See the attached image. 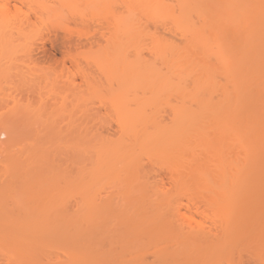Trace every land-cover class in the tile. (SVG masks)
Wrapping results in <instances>:
<instances>
[{
    "label": "rangeland",
    "instance_id": "obj_1",
    "mask_svg": "<svg viewBox=\"0 0 264 264\" xmlns=\"http://www.w3.org/2000/svg\"><path fill=\"white\" fill-rule=\"evenodd\" d=\"M25 1L17 11L13 5H20L15 1L0 0V119L18 109L29 126L28 134L1 138L7 149L0 158L5 168L0 179L7 176L6 159L32 146L45 165L59 162L61 169L62 162L78 171L69 189L71 214L77 213L67 220L74 221L72 233H79L74 240L98 245L106 253L117 245L110 236L115 230L108 233L106 225L135 223L138 252L145 263L186 264L178 242L163 229L158 233L148 226L157 217V223L171 218L172 206L188 202L185 177L239 174L264 187V6L258 8L257 18L253 16L250 30L246 11L251 0ZM74 17L95 22H90L92 29H79L86 32L83 38L62 29ZM233 25L239 29H231ZM68 48L81 55L78 60L85 71L87 67L88 80L75 75L69 61L62 68ZM43 164L41 173L53 172L51 164L49 171ZM173 175L178 176L176 184ZM44 179L25 193L9 194L0 188V216L9 213L19 219L14 211L18 200L22 206L23 197L32 199L34 191L46 194ZM244 183L235 184L241 190ZM201 199L195 201L205 209ZM180 213L189 214L184 209ZM206 213L209 219L194 220L212 228L217 218L209 208ZM3 219L0 264H22L18 259L25 245L35 261H67L69 252L61 244L66 237L61 241L63 235L56 236L57 227L70 232L68 226L54 224L53 233L50 224L45 230L40 223L38 231L10 236L1 231L7 223ZM14 224L7 226H28ZM117 230L114 236L121 232ZM208 244L203 246L205 253L212 252ZM209 261L204 263H216Z\"/></svg>",
    "mask_w": 264,
    "mask_h": 264
},
{
    "label": "bare ground",
    "instance_id": "obj_2",
    "mask_svg": "<svg viewBox=\"0 0 264 264\" xmlns=\"http://www.w3.org/2000/svg\"><path fill=\"white\" fill-rule=\"evenodd\" d=\"M13 1H15V3H18L20 5V6H16L15 4L13 5V8L17 11H20L21 6L25 5L26 3L25 0H13ZM251 2L252 3L250 4V6L249 4L247 6L248 7L246 11L247 25L245 24L247 29H250V30L252 29V26H254L253 20L255 19H253V16L255 15L256 17L258 15L257 11L259 12L260 6H264V0H254V4L255 2H257V4L255 5L253 4L252 0ZM7 3H9V1H7ZM248 3H250V1ZM242 7H243V4H242ZM243 14L245 15V12ZM78 20L75 17L71 19L68 18L66 20L67 24H65V26L62 29H66L65 30L66 33L69 34L70 36H72L75 33V35L78 36L79 38H83L86 32L84 30L82 31L79 29H92L90 22H92V24L95 22H93L92 19L89 20L85 18H81L80 21ZM242 21L244 22V20ZM245 21H246V18H245ZM69 23L73 24V27H70L71 25ZM98 24L102 26L100 27L101 29H106L105 27H103L102 24L100 23ZM243 25H242V28L240 26L241 29L244 28ZM235 26L233 25L230 28L232 29ZM73 29H78V31L76 30L74 31ZM233 29H239V27L237 26ZM253 31L255 32V30ZM100 34L104 36L103 32ZM94 35L95 34H93V36ZM69 40H71V37H69ZM92 43L94 44V41ZM89 45L92 46V44H89ZM250 45L252 44L250 43L249 46ZM72 47H75V45H72ZM83 47L84 46H82V48ZM254 50H255V47H254ZM80 56L81 55H78L77 52L75 53L71 48L66 49L65 54L63 56L64 58H62L63 60L62 68L66 66L65 62L69 61L71 63V66H73L76 70L75 75L81 76L82 79L83 78L87 79V77L90 75L89 73H87V67L85 71V69L82 67L81 63L79 62L78 57ZM86 83H88V81H86ZM30 96H31V93L28 94L29 98ZM7 97H11V95ZM11 98L14 100L16 99V96H12ZM19 112H21V114ZM22 113L23 112L21 110L18 111V109H14L13 113L12 112L9 113L11 114L10 116L8 115L9 117L7 116L6 118L4 117L3 119H0V158L4 157V154L7 149L6 142L1 141L2 137L11 138L12 135L14 136L17 134L18 135L19 134L25 135L26 133L28 134V131H29L28 130L29 126L27 124L28 120L26 119V117L22 116ZM36 155L37 154L34 153V150L31 146V149L30 147H27L21 150L20 153L13 160L6 159L9 161V165H7V168H6L7 176L4 178L2 177L3 179H0V188L7 189L5 191L8 192L9 194L12 193L14 190H16V192L17 190H19V191H22V193H25L27 191V188L31 186L34 182H37L39 180L40 185L42 184V180L43 182H45L44 178L46 177V184H44L46 187L44 188L49 189L46 194L40 191L39 195L36 194L37 192L34 193L35 191L33 190L34 192L33 191L32 192L33 194H35L33 198L28 199L27 197H23L22 206H21V200L20 201L18 200L17 207H14V211L16 213L15 216L17 215L19 219L16 218L17 220H14L12 215L10 216L9 213H8V216L6 217H2L5 214H1L2 216H0V219L4 218L3 220L7 222L4 224L5 226L3 228L1 227L2 228L1 231L3 230L4 233H8L9 235L12 234L13 236L14 235L18 236L20 233L34 231V230L38 231V229L40 230V227H41V225L40 226L38 225L40 223L45 224L44 225L45 230H46V227L49 228L51 225L52 228H50V230L53 231V233L55 230H57V228L59 229L60 232L67 231V229L65 228L63 229V228L57 227V225L61 227L62 225H64V227L68 226L69 229L72 228L71 226L75 225L74 221L71 223V222H68L67 220L68 219L71 220L73 217L72 214L77 213L73 211V213L71 214V210L73 209V201H71V195H70L69 189L72 188L75 178L77 176L75 174H78V171L73 172L71 167L69 169L65 165V163L63 164L62 162H60L61 163L60 165L63 168L60 169L59 162L55 163L53 160L56 158H54L52 160L54 162V165H52V162H50V164L53 167L52 170L54 169L53 172L51 171L49 172V174L48 172H46L48 175L45 174V172L43 174L41 173L40 168L42 167L41 165L44 163V160L41 157L43 160V163H42V160L40 161L39 160L40 158L37 155L39 158L38 160L41 162L39 164L36 158ZM45 163L43 164L45 166L44 168L46 169L48 168V171H49V169H51V165L49 164V161H48V164L50 166L47 164L45 165ZM2 169H5V168L3 167ZM2 169L0 167V171ZM37 172L38 174L41 173V175L39 174V176L42 179L41 178L38 179ZM176 177L174 175L171 177V179L173 180V183L175 184L178 182V178ZM239 177H240L239 174H228V175H225V174L224 175L223 174L222 175L221 174L220 175L189 174L187 177L184 178L185 179L184 188L186 189V192L188 193L186 195V199L188 202L186 204L179 203V204L172 206L170 209L172 213L171 218H165V220L161 222L159 221L160 223L159 222L157 223L159 217L156 216L157 217L156 222H153V220L150 223L148 222L149 228L152 227L151 230H153L154 232L158 231V233L159 232L161 233L160 230L163 229L164 232L166 231L169 235H171V237L174 238L173 240L175 242H178V245L182 249V251L185 252V255H183V258L186 260V264H200V262H203L202 264H209V263H204V262H207L208 260H210L209 262L211 263V259L213 260L212 263L214 261L216 262L214 264H264V187L263 185H260L259 187V184H257L256 186V184L254 185L253 183L254 181L242 180ZM263 179H264V175H263ZM239 181L245 182L244 185H242L241 190L246 189V188H251L253 190L249 193L247 192L242 193V191L240 190V187L238 188L235 184L236 182H239ZM225 182L228 183L226 187L224 186L226 185ZM231 182L234 183L235 186H232V184H230V187H229V183ZM203 192H206L207 194L204 196H198V197H201L202 198L201 201L205 202L207 205H204V207L206 206L205 209H200L201 203H197L195 201L196 198L198 197L194 195L201 194ZM17 195H15V197ZM30 202L31 204H29ZM141 202H143V200ZM134 204L135 203H133V205ZM63 205H64V208L62 209L60 206L63 207ZM87 207L88 206H86V208ZM145 207L147 210V204ZM86 208L84 207L85 210H89ZM208 208L211 209L213 213H215V217L217 218L216 220L217 222H213V225H212L213 226L212 228H214L216 232H212V228L209 226L205 227L204 226L205 223L203 225V222H201L202 223L201 224L200 221L196 222L194 220V216H200L202 218L210 217L209 214L206 213ZM181 209L186 210L189 213L188 216L185 215L184 213H180ZM60 210H62V213L60 212ZM142 211L143 212L145 211V209L143 210V207H142ZM86 217L87 216H85V218ZM12 219L13 221H11ZM181 219H184L187 222L185 221L180 222L179 220ZM76 220L78 221V219ZM14 222L16 223V225L18 223L23 224L25 226L28 225L27 227H25L26 231L20 226H19L20 228H17V226H15V228L12 226H9V227L7 226L8 224L13 225ZM192 222L193 223L196 222V225L193 226L191 224ZM47 224L48 225L50 224V225L48 226ZM54 224L56 225L57 228L55 227L53 228V226H55ZM134 224H130V223L121 224L120 223L119 225L118 223L117 225V223L116 224L111 223L110 226L108 224L106 225L105 228L107 229L109 227L110 229V230L107 229L108 231H110L108 233H111L112 231L115 230L113 232L115 234L116 229H118L121 232L122 231L124 232L122 234H120L121 232H118L116 233L115 236L112 233L110 234V236H112L111 240L115 239L116 240L115 243L117 245H115L109 252H106V253L100 252L102 250L99 248L98 245L90 244L89 242L83 241L80 238L74 240L73 237H75L74 235L76 234H73L71 229H70V232L68 230V232H66L65 234H62L63 233L62 232L60 233V235H59V231H57L56 237L59 238V236L63 235L61 238V241L64 237H66V239L67 238L71 239L70 241H66L67 243L65 242L66 239H64V241L61 242V244L64 247L66 246L69 252L68 259L64 264H138L140 260H141L140 264L141 263L147 264L144 262L145 260L141 258L138 252L139 251L138 246L140 242L138 240V237L136 236L137 234L135 233V230H137L136 229L137 225L135 226ZM138 224L141 225L140 223ZM146 224L145 225L143 224V227L146 226ZM101 226L103 225L101 224ZM86 227L88 226L86 225ZM90 227H95V226L91 224ZM22 230L24 231L21 232ZM78 234L76 236H78ZM113 236L115 238H113ZM79 237H81V235ZM63 243L66 245H64ZM206 243H209L208 245L212 246V249H211L212 252H206V253L204 252L203 246L204 244L206 245ZM25 248H26V245H25ZM24 249H23V254L21 253L20 254L22 256L24 255L23 258L24 259L26 258V259L25 261L21 260L20 259L22 258L21 256L18 259V261H23L22 264H44V262L41 263L33 259L32 251H30L29 253L28 249L26 250L28 252H26ZM28 253L30 255L26 256V254ZM17 264H21V263L19 262Z\"/></svg>",
    "mask_w": 264,
    "mask_h": 264
}]
</instances>
